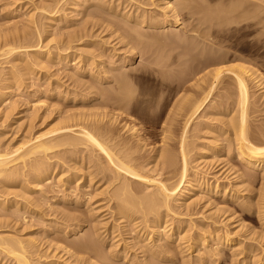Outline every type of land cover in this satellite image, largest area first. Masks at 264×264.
Returning <instances> with one entry per match:
<instances>
[{
  "label": "rangeland",
  "instance_id": "obj_1",
  "mask_svg": "<svg viewBox=\"0 0 264 264\" xmlns=\"http://www.w3.org/2000/svg\"><path fill=\"white\" fill-rule=\"evenodd\" d=\"M41 1H43V2H41ZM45 1H46V3L48 2L47 0H0V43H1V46L3 44V41H1V40H4L5 38L7 39V38H9V35L12 36V34H14V32H12V31L14 30L13 26H15V24H17L15 26L17 28L22 27L23 24L26 26V24L28 22L25 20L27 18L23 14L25 12H28V14H29L31 8L33 9L35 6L46 4ZM88 1L89 0H84V1L83 0H61V4H62L61 8L66 10L65 11L66 12L65 17L67 16L65 18L66 21H63L64 20L63 19L62 20L63 22L61 21V23H59L60 21L56 20L59 24L56 22V24H54L55 26L52 25L53 27L52 26L48 27V19L46 16L49 14L47 12H44L40 15L36 14V17L37 16L40 17L39 20L41 19V22L43 21L41 24L43 26H41V27L45 30V31L43 30V34H40V39H41L42 43L38 46L37 45L35 46V44L33 45V43H35L33 41H35L37 39V38H35V34H33V35L28 34L30 37H28V39H26L27 38V37H25L26 34L20 33V31L22 29L26 33L29 30L31 31L30 27L26 26L25 29H24V27L22 29L21 28L18 29L19 36H21L23 34L25 35V36L24 35L22 36L23 39H22V37H20V39L17 40V45L21 44V47L19 49H17L16 51H14V53H13L14 55L12 54V55L4 57V58L0 57V86L4 83H7L6 81H7L8 76H9L7 74L9 73V71L13 70L14 68L17 69V72L21 73V74H25L29 70L30 71L34 70L32 72L34 74L36 73L35 75H33V74L28 75L27 74V76H30L31 78L27 79V81H25V83L21 87L17 88L11 95L12 98L14 97L13 100L16 101L15 112H17V111L23 112L24 116L22 118H18V119L8 117L7 119L2 120L3 117L0 115V134H1L0 135V142L1 143L4 142V144L7 147H9V146L12 147L14 145L16 146L19 143L18 141H21L25 138L29 139V138L35 137L34 135H36V134L41 135V132L43 134L44 132L47 131V129L49 130V128H47V127H51V126L55 125L54 123L57 122L58 117H60L61 115L64 116L68 112H69L68 114H71V113H74L76 115L78 114L79 119L82 117L84 120V117H85L84 121H86L87 125L89 124V126H91L90 129L92 128L91 130L94 131L93 124L95 125V123L93 120L94 119L93 113L95 116V114L97 113L96 111L100 110V114L102 112V115L100 117L102 118V122H103V123H99L100 126L103 124L102 127L104 125H105V127H107L106 125H108V127L110 129H112V127H113V129H112L113 134H115V136L117 134L116 140H118L119 142H121V140L125 141V142H127L126 145L128 146L129 149L137 150L135 152H138V153L134 154V155H136L135 157L137 158L136 161H140L142 164L143 163L148 164L147 168H149V167L153 168V166L160 161L159 159H161V158H159L160 156L158 154L161 152V149H163L164 147L169 146L168 149H173L174 153H175V151L177 153V140H179L178 137L180 138L181 133H182V127H183L182 123H183V119H184L182 116L180 117V115L175 114L176 117L173 116V120L175 118L176 119L174 121L172 120L170 124L164 122V117L166 116L165 117L166 119L170 118V116L172 117L173 114H171L170 112L173 111L174 104H176V101L178 102L180 98L182 99V97L184 98L185 95H188L193 100V98L196 96L193 93H191L192 91L190 93H189V91H187V92H185V91L183 92L182 90L178 91L176 88H178L179 85L177 84V80H176L174 75H171L169 72H167V73L162 72V75H164V77H163V80H161L158 77L157 71L154 70L153 74L151 76H141V77L140 76L137 77L134 75L132 76V85L134 83V86H132V87H135V90H136L135 94L138 96V98L136 100H134V102H132V106H131V109L129 111L130 113L128 112V114H126V115L122 114L120 116V115H118V113H120L119 111H121V110L116 111L117 109L112 110V108L110 106L109 107H108V105L105 106L103 103L106 100H108L112 95V93L107 92V91H110V90H112L111 92L114 91L111 88L113 83L112 84L109 83L112 80L111 79L112 77H110V76H112L113 74H114L113 76L119 74V70L116 68V66L117 65L121 66V64H122L123 67L125 66L129 69L131 67H138L144 63H147L146 62L147 56L141 54L139 52V50L137 49V47L134 48V51L132 53V51H130L131 49L129 48L130 45L127 44V46H126L125 40L121 39L120 37L118 38V35H119L118 33L117 34H116V32L112 33L111 31H109V29L107 30V28H105V27H99V28L91 27L89 25V23H90L89 20L94 19V18H92L91 16L89 17L88 14L92 11L99 10V8H97V6L95 4H92L94 7L92 6V7H89V9H86L85 7H83L84 6L83 4H85V2H88ZM96 1L97 0H95V3H96ZM125 1L126 0H123V1L122 0H111V1L105 0V2H107L109 6H111V5L116 6V5H118V3L121 4L122 8L124 6H126L127 8L124 7L125 9L119 8L122 10L121 12L125 11L124 13H126V12L128 13V11H129V13H130V11H131V12L136 13L137 15L139 14V12L141 13V11H140L141 9L146 10L147 12L148 11L150 12L153 9L154 10L153 13L158 12V8H156L157 7L156 4L162 2L160 0L159 1L158 0H155V1L154 0H152V1H150V0H139V1L127 0L128 2L127 1L125 2ZM140 1L142 2V4ZM144 1H146V2L143 3ZM70 2L71 3L75 2V4H72V5L75 6L76 10H73L74 12H72V13H71L72 10L69 11L70 10L69 7L71 5ZM138 2H140V3H138ZM148 2H150L151 4H152V2H154V6H156V7H154L153 4L152 5L150 4L151 5L150 6ZM64 3H65V5H64ZM212 3H214V2H212ZM138 4H140V5H138ZM136 5H138L137 7H139V6L140 7L137 8ZM132 7L134 9L137 8V11L136 12L133 11L134 9ZM94 8H95V10H94ZM37 11L38 10H36V12ZM68 11H69V13H68ZM86 11H87V13H86ZM36 12L34 11V13H36ZM77 13H78V15H77ZM44 14H46V15H44ZM86 14L88 16H86ZM181 17L183 19V20L181 19L183 26L185 25L187 28H189L188 23L189 24L194 23V22H191V20L189 18H187L185 16L183 17V15ZM42 19H44V20H42ZM188 20L190 22H188ZM86 21L89 23H87ZM13 22H14V24H13ZM23 22H25V23H23ZM43 23L46 24L47 26H44ZM84 23H85L84 26H85L86 31H85L84 26H83ZM62 26H64L65 28ZM45 27L47 28V30ZM77 27H78V29H77ZM81 27H83L85 32L88 31V33H87L88 36L87 35L85 36L84 34H83V36L81 35L82 33H84L83 31L82 32L80 31V29L83 30ZM53 28H55L56 30L55 29L53 30ZM61 28H63V30L65 31L64 32L61 30L62 33H64V34H59V32H57L58 31L57 29H59V31H60ZM49 29H50V32H49ZM18 31L16 30V32H18ZM23 31H21V32H23ZM46 31H48L49 33L52 32V34H49ZM70 31H72L71 32L72 34H70ZM54 32L58 33V34H55ZM78 32L80 34H78ZM66 33H68V34H66ZM80 35H81V38H80ZM232 35L233 34H231V35L229 34V36L231 37V40H235L237 42L236 43L237 48L239 49L238 52L243 54L244 56L246 55L245 58H248V59H246L245 64L247 66H249L250 68H252L254 71L256 70L255 73H258V74H256L257 78L259 79L261 77L262 82H263L264 78H262V77L264 76V57H263L264 51H263L262 44H261L262 40H263V38H262L263 35L262 34H260V35L259 34H237V36L235 34H234L235 36L234 35L232 36ZM236 37H237V39H235ZM253 37H255V38H253ZM33 38H34V40H33ZM256 38L261 42H258V40ZM12 40H14V42L16 43L15 38H13ZM19 40H20V42H18ZM27 40H29L27 42L28 44L26 43ZM30 40H31V42H30ZM119 40H121V41H119ZM255 41L257 42L256 45L254 43ZM45 43L47 44L46 45L47 47L45 46ZM228 43H230V42L228 41L226 44H228ZM251 43H254V44L251 45ZM64 44H66V45H64ZM68 44L70 46V49H67V51H65L64 47L67 46ZM22 45H24V46H22ZM56 45H57V47H56ZM61 45H64V46L59 47ZM241 45L244 48H242ZM227 47L228 46H225V44H224L223 49L225 48V50L226 49L228 50L229 47L228 48ZM34 48H35V50H40V52L41 51H43V52L37 54L33 51ZM258 48H260V50ZM55 49L59 50V52L56 51ZM250 49H254L256 53H254V55L249 54L248 52ZM136 50H138V51H136ZM70 51L72 52V55H70L71 57L69 56V61H64V62L58 61L59 60L57 58L58 53H66V52L70 53ZM85 52L86 53L88 52L87 54H89V55H87ZM193 52L195 53V50ZM18 53H23L22 55L25 58L21 57L22 55L21 54L19 55ZM46 53H48L50 55L49 58L46 55ZM51 53H53L52 54L53 56L51 55ZM172 53L174 54V52H172ZM33 54H37L38 56L33 55ZM173 54H172L171 58L175 57V54H174V56H173ZM12 56H13V58H12ZM16 56L18 58H16ZM33 56L34 57L36 56V58H37V59L35 58L36 64H35V62L34 63L32 62V59H33V61H35ZM244 56H242V57H244ZM87 57H89V58L87 59ZM9 58H11V59H9ZM171 58L169 57L170 60L168 59L169 62L167 60V62H166L167 66H165L167 68L169 67L170 69L175 68L177 65L178 66L176 67V69L183 68V66H185L188 62H192V60H189V61L187 60V62L186 61L182 62V63H186V64L183 65L182 63H180L182 66V67H180L179 66L180 64H177V61L174 60L175 58H172V60H171ZM12 59H13V61H12L13 63L10 61ZM251 59L253 62L251 61ZM7 60L9 63L6 62ZM16 60H20L21 64H20V62H19V64H17L18 61H16ZM22 60L24 61V63L27 62V64L24 65ZM29 60H31L30 62L32 65L29 64L30 63ZM37 60H38V62L40 61L41 65H39V63L37 65ZM77 60L79 62L78 65L76 64ZM248 60H249V62H248ZM92 61H93V64H92ZM164 61H166V59ZM170 62H172V63H170ZM173 62L174 63L176 62V64H177V65L175 64V67L173 66ZM11 64H13V65H11ZM75 64L77 66H75ZM169 64H172V65H169ZM189 64H191V63H189ZM192 64H194V63H192ZM14 65H16V67H14ZM27 65H28V68H27ZM34 65H35V67H34ZM111 65L113 66V68H111ZM106 66L107 67L109 66V67L107 68ZM165 67H162V69H160V71L165 70L164 72H166V71L172 72V71L176 70V69L170 70L169 68L164 69ZM209 68L210 69H207V71L211 70L213 67H209ZM21 69H22V71H21ZM76 69H77V71H76L77 73L74 71ZM105 69H109L110 71L109 70H107V71L110 72V74L108 73V75H107V71ZM92 73H93V75H92ZM168 75H170L171 77ZM108 77H110L107 80L109 82H106V79ZM167 77H169V78H167ZM224 77H223V79H221V83H222L221 85L222 86H217V88H215L211 92L210 96L206 99V101L203 102V104H202L203 106H201L202 108H200V110L194 115V117H193L194 119H192L190 122L191 125L189 124L188 129L186 130V134H185L186 139L185 140L188 143L187 148H189L188 149L189 153H187L189 156V157L187 156L188 164H189V166H188L189 171L191 170V172H192V170L195 169L197 171L199 170L200 172H202L203 175L204 174H206V175H204L205 177H201V179L198 180V183H197V181H195L197 185H195V186L190 185L191 187H189L188 190L190 191L191 194H185L184 196H181L180 205H179V207H176L178 209L175 208V210H177V212L175 211L177 213V215L174 214L173 216H174V218H176L180 221H188V219L190 218L189 220L192 221V222H190L191 225L193 223L196 224L197 222L198 223L199 222H208L209 223V222H211V220L215 219L214 221H217L218 226L221 225L220 227L223 228L222 230L226 231L225 229H229V230H227V232L228 231H229V233L231 232V236L234 234V236H233V238L235 239L234 243H238L237 245H239V243L242 241L240 243L241 245H239V248H241V249H242V247L243 248L244 247L249 248L251 246H252L251 248H253L255 246L254 253H253V251H250L245 256H246V258L250 257V259H252V258L258 259L259 258V260H257V262H255V259H254V261L252 259L251 262L249 261L247 264H264V232H263L264 228H263V226H261L262 221H261L260 214H258V212L260 210L259 209L260 208L259 202L261 201V198L264 197V189H263L264 177H262L264 175L263 174L264 168L247 167L246 165L244 166L243 162L236 160V158H234L232 153H230V152L228 153L225 151L227 149V146H229L228 143H230V144L232 143L233 145L235 143V141L232 139L233 137L230 135L231 133L229 132L230 127L226 123L229 120L232 121V119H233L232 116H235L233 119V120H235V118L237 117L236 112L238 109L236 110V108L238 105L235 104V101L237 100V98H236L237 95L235 94V93H237V89L235 88V85L233 84L230 77H227V75H225ZM166 78L167 79L171 78V79L166 80ZM209 79L210 78H208V79L206 78L205 83H200L201 84V85H199L200 88L203 85H205L207 82L209 84L211 82V79H210V82H209ZM104 80H105V82H104ZM171 81H172V83H171ZM194 82H195V80L194 81L191 80V81H188V84H185V85H189V83H190V86L193 85L194 88L197 89L198 86L195 85L196 83L192 84ZM228 82H230V83H228ZM165 83H168V84L170 83V86L168 84L166 86ZM178 83H180V82H178ZM57 84L59 87L57 86ZM231 84L234 86H232ZM253 84H255V83L254 82L250 83V86H251L250 91H251V93L253 92L251 97H253V98L250 97L249 102L251 103L253 101V103L254 102H256V103L253 106H251V107H253L252 109L250 107L251 110L249 112L248 119H247L248 122H250V123L247 122V125L249 126L250 131H252V133H250V134H252V136L256 135L259 132H262V133L264 132V130H262V129H264L263 128L264 127V108H263L264 107V87H263V89H261V88H258V86L253 85ZM174 86H177V87H174ZM193 86H192V88H193ZM221 87H223V88H221ZM176 90L178 91V93ZM233 90H235V92ZM102 92H104L105 94L108 93L110 95L107 96L108 94L105 95ZM114 92L116 93V90ZM114 92H113V94H114ZM15 93H16V95H15ZM138 93H139V95H138ZM183 93H185V94H183ZM218 95H220V96H218ZM223 95H225V96H223ZM82 96L88 97L87 102H82V98H83ZM232 96H234V97H232ZM251 99H253V100H251ZM192 100L190 99V102ZM223 102H225V103H223ZM163 103H164V105H163ZM191 103H194V100ZM217 103H219L218 104L219 107H218ZM213 104H214V106H213ZM100 105H101V108H100ZM234 105L236 107H234ZM255 105H257V106H255ZM255 107H256V109H255ZM1 108H3V104L0 105V110H2ZM170 108H171V110H170ZM232 109H234V110H232ZM254 109H255V111H254ZM230 110L232 111V113L230 112ZM62 111L64 112V114ZM49 112H50V114H49ZM32 113L34 115V118L31 115ZM167 113L169 114V116L166 115ZM44 114H46V115H44ZM47 115H48V117H47ZM58 115H60V116H58ZM76 115H75V117L77 118ZM67 118H69V117H67ZM82 118L78 122H81ZM42 119H44V121H42ZM90 119H91V121H90ZM72 122H74V120H72L71 123ZM162 122L167 124V125H165L163 127ZM222 122H223V125H222ZM74 123H72V124H74ZM28 124H29V127H31V129L28 128L29 130L27 129ZM198 124H200V125H198ZM132 126L134 127V129H131L132 130V132H131L130 128H133ZM74 127H72V129H78L76 126H74ZM253 127H254V129H253ZM45 128H47V129H45ZM161 129L164 132H166V133H164V135L161 132ZM166 129L168 131H165ZM251 129H253V130H251ZM117 132H119V133H117ZM167 132L169 133V135L167 134ZM213 132L215 134H217V136L219 138L217 136H215V134ZM174 133H175V135H174ZM227 135H229V136H227ZM167 136H168V139H163L165 137L167 138ZM213 136H215V137H213ZM224 136H226V138ZM123 138H125V139H123ZM228 140H229V142H228ZM164 143L166 145H164ZM226 143H227V145H226ZM64 146H62V147L59 146L58 148L55 147L53 149V152L51 151L52 152L51 160L49 162L53 163V165L55 167V172H54L53 176L51 177V179H49V181H43L41 184L42 190L44 189L43 191L44 192L46 191L45 193L42 190L39 193L38 191H29L27 188L26 189L22 188L20 182H18V181H7V182H4L3 186H2V183L0 182V187L1 186L4 188L6 186L8 187L6 189H3L2 187L0 188V193L2 192L1 198L4 199V197H5V199H8V200L10 198V201H12L14 198H17V199L16 200L14 199L13 201L18 200V206L14 203L7 204L8 207L7 206L2 207V205L0 206V232L13 234L14 236L20 237L23 239V240L22 239L21 240L24 243H25L24 240H26V238H27V240H26L27 244H33L34 246H36V247H33L35 250V254H36V256H35V254L33 255L34 257H37V255L45 254V255H48V258L51 256L49 258L50 260H53V259H55V260L57 259V260H61V261L64 260L63 261L64 264H71V261H73L74 258L71 256V253H74L75 256L84 258V259H82L83 261L80 259V262L79 261L74 262L75 264H82V263L85 264L84 260L88 259L87 254H82V253L78 252L77 248L79 246H81V244L83 242L89 243L91 241L95 242V243L93 242L94 245L97 243V245H95V246L93 245L94 248L96 246H99V247H96L97 249H100V247H102V249H100V251H103L104 254H107V255H105L106 260H107L106 256H108V258H110L111 261L112 260L115 261L114 263H112L113 261L112 262L108 261V264H110L109 262H111L112 264H130V262H131V264H159V263L160 264L161 263L162 264H188L189 262L187 260H189L191 264H194L195 262H196L195 264H197V262L200 261L198 258H194V255L196 253H194L193 251L183 250L184 253H180V254L177 252L175 253V251H180L179 250L180 248L178 249V247L176 245V240H174V239H176V236L178 233H181L180 235H182V232L184 231L183 228H179V230L177 229L176 234L173 235V238L171 237L168 240L162 239L161 241L160 240L158 241L157 234L160 235V234L164 233V232H162V231H164L163 228H165L167 225L164 222L158 223L159 228L158 229L155 228V231L153 230L154 232H152L150 234L151 237L149 239H148V236H150L149 233L151 231V228H150L151 226L149 228L142 229L141 233H140V231H138L136 229H135L136 230L135 231L134 228L132 229L133 225H131V224L133 222L126 221V219L124 217L117 214V208L113 207L114 205L112 204L113 201L108 202L109 203L108 204L106 202L107 194H106V196L103 195L104 193L102 194V192L106 190V188H103V187H105V185L107 186V182L104 183V180L101 179L102 174H98L95 171L96 169H95L94 165H95V159H97V157H96L97 154L95 155V153H93L90 155V153H89L90 150H86L87 148H85L83 146H79L78 148H76V150H74V149L69 150L70 147L66 146L68 148L67 149ZM225 146H226V148H225ZM77 149H79V150H77ZM72 151H76V152H73V155H72ZM176 153L173 155V159L175 160V162H177L176 165L179 168H177V166H176V169L178 171L174 170L173 173H175L178 177L177 173L179 172V169L181 167V162L179 163L180 164L179 165L178 164L179 155L177 154L178 155L177 156ZM226 153H228V154H226ZM58 154H59V156H58ZM87 156L90 158H88ZM93 156H95V157H93ZM153 156L157 158L156 161H155V158ZM207 157H208V159H206ZM223 157H228V158H223ZM59 159H61V160H59ZM62 159L64 161H62ZM67 160H68V162H67ZM88 160H90V161H88ZM101 161L105 162L104 157L101 158ZM237 162H239V163L237 164ZM229 163H231V164H229ZM232 165L235 166V168L234 167L232 168ZM221 168H222V170H220ZM242 168L244 171L242 170ZM251 169L253 170V173L256 176V178H255V176H253L254 177L253 178V177L246 175V173H247L246 170L251 172ZM202 173H200V174L202 175ZM243 173H244V175H243ZM76 174H77V176H76ZM170 174L171 173H169V176H170ZM175 174H171V175L173 176ZM231 174H233V175H231ZM165 175L168 176V173H166ZM165 175H163V177H167ZM245 175L248 177H246ZM90 176H92L93 182L91 183V185L90 184L88 185V180L91 178ZM60 177H61V179H63V181L61 180V182H59V184H57L58 183L57 179ZM175 177L176 176H174V178ZM214 177H216L215 179H218L221 183L226 184V187H224V189L219 188L217 192H214V183H216V180H214ZM25 178L28 179V177H25ZM78 178H79V180H78ZM87 178H89V179H87ZM250 178H252V179H250ZM22 179H24V178H22ZM129 180L134 181L132 178L131 179L129 178ZM174 180H176V179H174ZM174 180L172 179L171 181H174ZM76 181H78V182H76ZM132 181H131V183H133L132 186L135 185L134 187L139 189L140 185H138L137 182H135V181L132 182ZM201 182H203V183H201ZM53 183H55V184H53ZM203 184H205V185H203ZM237 185H239V186H237ZM13 187L16 188V190H18L17 188H19L18 191L21 190L22 193L21 192L19 193L18 191L13 189ZM110 187H112V186H110ZM54 189H55V191H54ZM4 190H7V192ZM47 190L50 193H47L48 192ZM99 190H103V191H99ZM8 191H9V193L11 192V194H9ZM97 191L101 192V193H96ZM260 191L263 193L261 194ZM4 192H5V194H3ZM12 192H16V194L12 193ZM17 192H18V194H17ZM42 194L45 196H43ZM26 195H29V197L33 195L32 199H34L35 208L33 205H32L33 207L31 206V204L33 202V201L31 202V200H32L31 197L28 199V197ZM101 195H103V196H101ZM252 195H254V196H252ZM255 195H256V197H255ZM24 196L26 197L27 202L25 201ZM103 197H104V199H103ZM40 198H42V200H39ZM192 198L194 199V202H193ZM196 198H197V201L195 200ZM259 198H260V200H259ZM20 200H22L23 202L25 201L23 204L26 203V205H27L29 202L31 204L29 203L30 205L28 204V206H26V207H25V205L22 206V202ZM188 201H189V206H186L188 204ZM37 202H39V203H37ZM99 202L102 204H98ZM192 202L194 204H192ZM248 203H249V205L252 204L254 207L252 205L249 206ZM13 204L16 205L17 207L14 206ZM104 204L106 205L105 207H103ZM108 205H111V207H109ZM182 205H184V206H182ZM187 207H189L187 209L188 211H186V209H185ZM190 207L193 211H191ZM16 208H18L17 212L15 210ZM101 208H103L105 210H103ZM114 208H116V209H114ZM189 209H190V211H189ZM214 209H216V210H214ZM211 210H212V212H211ZM22 212H23V214L21 215ZM184 212H186V214ZM12 213H13V215H12ZM188 213L192 216H190ZM171 214H173V213H171ZM171 214L169 216H171ZM183 214H185V215H183ZM23 215H24V217H23ZM118 215L122 218H120ZM203 215H205L204 220L202 219ZM13 216H15L16 218H14ZM180 216H182V217H180ZM184 216H186V217H184ZM20 217H23V218H20ZM167 218H169V217H167ZM4 219H5V222H4ZM216 219H218V220H216ZM205 220H207V221H205ZM218 221H219V223H218ZM94 225L98 226L96 228H98L99 230L96 229ZM160 226H161V228H160ZM238 226L240 228H238ZM113 228H114V230H113ZM129 228H131L132 230ZM175 228L176 227L174 226V230H175ZM70 229H71V232H70ZM171 229H173V224L171 225ZM94 230H98V232L94 231ZM236 230H238V231H236ZM93 231H94V233H92ZM156 232H158V233H156ZM247 232H248V234H247ZM95 233H96V235H98V238H94ZM239 234H241V235H239ZM138 236H142L144 238H142V237L138 238ZM245 236H247V238H245ZM29 237H30V239L33 238L30 240L31 242L29 241ZM91 237H93V238H91ZM240 237H242V239ZM248 237H249V239H248ZM84 239H85V241H84ZM86 239L87 240L90 239V240L86 241ZM79 240H80V242H79ZM254 241H256V242H254ZM32 242H34L35 244ZM65 243H68V244H65ZM152 243H153V248H152L153 251H157V250L163 251L164 245H168L167 247H169V248H167L168 250L166 251V253L169 252V254L166 255V253H163V252H161V254H162V256L170 257V255L172 253H175V257H174V254H172L170 257V258H173V260L170 258H169L170 259L169 260L166 257H161V256L158 257L161 260L157 259V258L153 259L155 257H153V256L151 257V255H150L152 251H150L148 249L149 253H147V248L144 249L145 250V253H144L143 248H145L147 246V244H149L147 246V247H149L150 245H152ZM249 243H250V245H249ZM37 244H38V246H37ZM77 244L78 245L80 244V245L78 246ZM159 245H160V247H159ZM66 246L68 247L69 250H67ZM70 246H71V248H70ZM154 246H155V249H154ZM172 246L173 247L175 246V247L173 248ZM64 249L67 250L66 251L67 253L65 252ZM173 250H174V252H173ZM231 250L232 249H230L228 247L223 248V251L226 253H229V254H231L230 253ZM75 252L76 253L78 252V253L76 254ZM109 252H111L112 254ZM190 252H192V256H191ZM49 254H50V256H49ZM182 254H184L185 256L183 257ZM186 254L188 257L186 256ZM249 255H251V256H249ZM190 256L193 258V260ZM34 257H32V259H34ZM146 257H147V259H146ZM46 258H41V260H47ZM151 258L153 260H151ZM149 259H150V261L148 263ZM183 259L185 261H187V263H183V262L181 263V260H183ZM196 259H198V260L196 261ZM243 259H245L243 256H242V258L238 257L237 258L238 263L240 260V264H241ZM5 260L6 259H4V261ZM35 260L33 263L36 264ZM128 260L130 262H128ZM163 260H164V262H163ZM4 261L0 262V264H4L3 263ZM89 261H91L92 263H95L94 260H89ZM244 261L242 263H244ZM202 262H203V264H204V262H206L205 264H216L214 261L210 262V259H208V260L204 259V260H202ZM225 262L226 261H224V258H223L222 263L219 262L217 264H226ZM238 263H236V264H238ZM6 264H8V262Z\"/></svg>",
  "mask_w": 264,
  "mask_h": 264
},
{
  "label": "bare ground",
  "instance_id": "obj_2",
  "mask_svg": "<svg viewBox=\"0 0 264 264\" xmlns=\"http://www.w3.org/2000/svg\"><path fill=\"white\" fill-rule=\"evenodd\" d=\"M47 1H48L47 3L45 1L46 4H43V5H39L38 4L39 6H35L33 9L31 8L29 14H28V12H25L23 14L27 18L25 20L30 24L29 25L27 23L26 26H29L31 31L29 30L26 33L22 29L23 27H24V29L26 27L24 24H23L22 27H19V28L15 27L17 25V24H15V26H13L14 30L12 31V32H14V34H12V36L9 35V38H7V39L5 38L4 40H1V41H3V44L1 46V43H0V57L4 58V57H7V56H10V55H12L14 53V51L19 49L21 47V44L17 45V40L20 39V37H22L24 34H26V36L24 35L25 37H27L26 39H28V37H30L29 36L30 34H32V35L35 34V38H37V39L35 41H33V42H35V43H33V45L35 44V46L36 45L38 46V45H40L42 43V41L40 39V34H43V30H44L41 27V26H43V25H41L43 21L41 22V19L39 20L40 17H38V16L36 17V14L40 15V14H42L44 12H47L49 14V15L46 16L47 19H48V27L56 24L57 21H60L59 23H61V21L63 19H64L63 21H66L65 20V18L67 17V16L65 17V15H66L65 11L66 10L61 8V5H62L61 4V0H47ZM137 1H139V0H137ZM150 1H152V0H150ZM160 1H162V2L156 4L157 7L154 6V2H152L153 6L158 8V12H154L153 13V11H154L153 9L150 12L149 11L147 12L146 10L141 9L140 10L141 13L139 12L138 15L136 13H134V12H131V11H130V13H129V11H128V13L127 12L124 13L125 12L124 10H123L124 12H121L122 10L119 9V8H122L121 4L118 3V5H116V6H113V5L109 6L108 3L105 2V0L104 1L103 0L102 1L101 0H97L96 3H95V0H89L88 2H85V4H83L84 5L83 7H85L86 9H89V7L93 6L92 4H95L97 6V8H99V10L92 11V12H90L88 14L89 17L91 16L92 18H94V19H90L91 21L89 20L90 23L87 22L88 20L86 21L87 23H89V25L91 27H93V28L94 27H97V28L105 27V28H107V30L109 29V31H111L112 33L113 32H116V34L118 33L119 34L118 38L120 37L121 39L125 40L126 46H127V44L130 45L129 48L131 49L130 51H132V53L134 51V48L137 47V49L139 50V52L141 54L147 56V59H146L147 63H144V64L141 63L142 65H140L138 67H131L129 69V68L125 67V66H124L125 67L124 68L122 66V64H121V66L117 65L118 67L116 66V68L119 70V74H117L115 76H113L114 75L113 74L112 76H110V77H112L111 78L112 79L111 82L107 81L110 77H108L107 79L105 78L106 82H109L111 84L113 83L111 88L114 91L116 90V93L113 91L114 94H113V92H111L112 91V90H110L111 88L109 89L110 91H107V92L112 93V95H111V97L108 100H106L103 103L105 106H107V105H108V107L110 106L112 108V110H114V109H117L116 111L121 110V111H119L120 113H118V115H120V116L122 114H125V115L128 114V112L131 109L132 102H134V100H136L138 98V96L135 94V91H136L135 87H132V86H134V83L132 85V76L133 75L137 76V77L138 76H140V77L141 76H151L153 74L154 70L157 71L158 77L161 80H163V77H164V75H162V72L163 73L169 72L171 75H174L176 80H177V84L179 85V87L176 88L178 91H180V90H182L183 92L184 91L185 92L189 91V93L192 91L191 93H193L196 96V97H194L195 99L193 98L194 103H191V102H193V100L188 95H185V97L184 98L182 97V99L180 98L179 101L178 102L176 101V104H174L173 111L170 112L171 114H173L172 117L170 116V118H168V119L165 118L166 116L164 117V122L168 123V124L171 123V121L173 120V116H175V114L176 115H180V117L182 116L184 118L183 119V123H182L183 124L182 125L183 126L182 127V133H181L180 138L178 137L179 140H177V153L175 151L176 155L177 154L179 155L178 164L181 162V167L179 169V172L178 173L176 172L178 174V177H177V175L175 173H173L174 170L178 171L176 169V166H177L176 163L177 162H175V160L173 159V155L175 154L173 149H168L169 146L164 147L163 149H161V152L158 154L160 156L159 158H161V159H159L160 161L158 163H156L153 166V168H150V167L147 168L148 164H144V163L142 164L140 161H136L137 158L135 157L136 155H134V154L138 153V152H135L137 150L129 149L128 146L126 145L127 142H125V141L121 140V142H119L118 140H116L117 134H116V136H115V134H113V131H112L113 127H112V129H110L108 127V125H106L107 127H105V125L102 127L103 124L100 126L99 123H103V122H102V118L100 117L102 115V112L100 114V110H99V111H96L97 113L95 114V116H94V113H93V117H94L93 120H94V123H95V125L93 124L94 131L91 130L92 129V128L90 129L91 126H89V124L87 125L86 121H84L85 117H84V120L81 117L82 121H83V122L81 121L82 122L81 123V122H78L79 120H81V118L80 119L78 118V114L77 115L74 114V113L68 114L69 113L68 112L64 116L61 115L62 117L60 115H58L60 117H58L57 118V122L54 123L55 125L56 124L57 125L56 126L53 125L54 127L51 126L52 128L51 127H47V128H49L50 131L47 128H45L48 131V132L47 131L44 132L45 134L44 133L42 134V132H41V135H39V134L37 135L36 134V135H34L35 137L31 136L32 138H29V139L25 138V139H23L21 141H18L19 143L16 146L14 145L12 147H10V146L7 147L4 144V142L3 143L0 142V182L2 183V186H3L4 182H7V181H18V182H20L22 188H25V189L27 188L29 191H38L40 193V191L42 190V188H41L42 182L43 181H49V179H51V177L53 176V174L55 172V167H54L53 163L49 162L51 160V154L53 152V149L55 147L58 148L59 146L62 147V146L65 145L64 146L65 148L70 147L69 150H72V149L76 150V148H78L79 146H83V147L87 148L86 150H90V152H89L90 155L93 154V153H95V155L97 154L96 157H97L98 160L95 159V165H94L96 170L94 168L93 169L96 171V173L102 174V178L101 179L104 180V183L107 182V186L104 184L105 187H103V188H106V190L104 189L105 191H103V190H99V191H103L102 194L104 193L103 195H105V196L107 194V196H106V202L107 203L110 202V201H113L112 204L114 205L113 207L117 208V214H119L122 217H124L126 219V221L133 222L131 224V225H133L132 229L134 228V230L136 229V230L140 231V233H141L142 229H146V228H149L151 226L150 227L151 231L149 233V235H150L152 232L155 231V228L156 229L159 228V225H158L159 222H164L167 225H166L165 228H163L164 231H162V232H164V233H162L160 235L157 234L158 241L159 240L161 241L162 239L168 240L171 237L173 238V235L176 234V231H177V229L179 230V228H183V230H184L182 232V235H180L181 233H178L177 236H176V239H174V240H176V245H177L178 249L180 248L179 249L180 251H175V253L176 252L179 253V254L180 253H184L183 250L193 251L194 253H196L194 255V258H198L200 260V261L197 262V264H203L202 260H204V259L205 260L210 259V262L214 261L216 264L219 263V262L222 263V259L223 258H224V261H226L225 262L226 264L227 263L228 264H236V263H238L237 258L238 257L242 258V256L245 258V259H243V261L244 260L245 261H244V263H242L243 262L242 261L241 264H247L249 261L251 262V260L253 258L252 257H251L252 259H250V257L246 258L245 255H247V253L250 252V251H253V253H254L255 246L253 248H251L252 246L249 247V248H245V247L244 248L242 247V249L239 248V245H241L240 243L242 241L241 242L239 241L240 242L239 245H237L238 243H234V240H235L233 238L234 234L231 236V232L230 233H229V231L227 232V230H229V229H225L224 228L226 231L222 230L223 228L220 227L221 225L218 226L217 221H214L215 219L212 218L213 220H211V222H209V223L208 222H199V223L195 222L196 224L193 223L191 225L190 222H192V221L189 220L190 218L188 219V221H180V220L174 218L173 215L174 214L177 215V213H176L177 210H175V208L179 207L180 202H181V196H184L185 194H191L190 191L188 190V188L191 187L190 185H194V186L197 185L195 181H197V183H198V180L201 179V177H205L204 175H206V174L203 175V173L198 170L200 173H202V175H201L195 169L192 170V172H191V170L189 171V168H188L189 164H188V159H187V156H188L187 153H189L188 152L189 148H187L188 143L185 140L186 139L185 138L186 130L188 129V125L190 124L191 120L194 119L193 118L194 115L200 110V108H202L201 106H203L202 105L203 102L206 101V99L210 96L211 92L215 88H217V86H222L221 85L222 84L221 83V79H223V77L225 75H227V77H230V79L232 80L233 84L235 85V88L237 89V93H235L237 95L236 96L237 100L235 101V104L238 105L237 108H236V110L238 109L237 112H236L237 113V117L235 118V120H233L235 116H232L233 117L232 121L229 120L226 123L230 127L229 132L231 133L230 135L233 137L232 139L235 141V143H234V145L232 143H231L232 145L230 143H228L229 146H227V149L225 151L228 152V153L229 152L232 153V155L234 156V158H236V160H238L240 162H243L244 166L246 165L247 167H254V168L261 167V168H264V132L263 133L262 132H259V133L256 132L257 134L252 136V134H250V133H252V131H250L249 126L247 125V122H248L247 119H248L249 112L253 108L251 106H253L256 103V102L253 103V101L251 103L249 102L250 97H251V95L253 93V92L251 93V91H250V89H251L250 83L254 82L255 84H253V85H256V86H258V88L263 89L264 81L262 82L261 77L259 78L261 81L257 78L256 74H258V73H255L256 70L254 71L252 68H250L249 66H247L245 64L246 59H248V58H245L246 55L244 56L243 54L238 52L239 49L237 48V44H236L237 42L235 40H231V37L229 36V34L230 35L231 34H233V35L235 34L236 36H237V34H259V35L262 34L263 35V37H262L263 40H262L261 44H262V48H263V51H264V0H160ZM41 2H43V1H41ZM140 2H138V3H140ZM145 2L146 1H144L143 3H145ZM212 2H214V3H212ZM148 3H149V5L151 4L150 2H148ZM72 4H75V2L71 3V5L69 7L70 8L69 11L72 10L71 13L74 12L73 10H76L75 6L72 5ZM141 4H142V2H141ZM64 5H65V3H64ZM138 5H140V4H138ZM138 5H136V7ZM124 7H126V6H124ZM139 7H137V8H139ZM137 8H135V9L133 8L134 9L133 11L136 12ZM36 10H38L39 12L38 11L36 12ZM94 10H95V8H94ZM34 11L36 13H34ZM69 11H68V13H69ZM86 13H87V11H86ZM44 15H46V14H44ZM77 15H78V13H77ZM88 15L86 14V16H88ZM182 15H183V17L185 16V17L189 18L191 20V22H194V23H191V24L188 23L189 28H187L185 25H184L185 27L183 26V23L181 21V19H182L181 16ZM42 20H44V19H42ZM188 22H190V21L188 20ZM23 23H25V22H23ZM13 24H14V22H13ZM84 25H85V23L83 24V26ZM44 26H47V25L44 24ZM62 27H64V26H62ZM78 27H77V29H78ZM20 28L22 29L21 31H23V32L20 31V33H24L21 36H19V31H18V29H20ZM81 28L83 29V27H81ZM54 29L55 28H53V30ZM84 29H85V26H84ZM84 29L83 30L80 29L81 32L82 31L84 32V33L81 34L82 36H83V34L86 36L87 33H88V31L85 32L86 29H85V31H84ZM16 30L18 32H16ZM46 30H47V28H46ZM57 30H58L57 32H59V34H64V33H62V31H64L63 28L60 29V31L62 30L61 32L59 31V29H57ZM46 32H48V31H46ZM49 32H50V29H49ZM71 32L72 31H70V34H72ZM79 32H78V34H80ZM49 34H52V32L49 33ZM55 34H58V33H55ZM66 34H68V33H66ZM81 35H80V38H81ZM13 38L16 39L15 40L16 43L14 42V40H12ZM253 38H255V37H253ZM22 39H23V37H22ZM235 39H237V37ZM33 40H34V38H33ZM28 41L29 40H27L26 43ZM119 41H121V40H119ZM228 41L230 43L226 44ZM18 42H20V40ZM30 42H31V40H30ZM258 42H261V41L258 40ZM254 43L256 45L257 42L255 41ZM254 43H251V45L254 44ZM224 44H225V46L229 47V48L227 47L228 50L227 49L225 50V48L223 49ZM46 45L47 44L45 43V46ZM64 45H66V44H64ZM64 45H61L59 47H62ZM22 46H24V45H22ZM56 47H57V45H56ZM241 47L244 48L242 45H241ZM64 48H65L64 49L65 51H67V49H70L69 44L67 46H65ZM258 49L260 50V48H258ZM138 50H136V51H138ZM194 50H195V53L193 52ZM33 51L35 53H37V54L43 52V51L40 52V50H35V48H34ZM56 51L59 52V50H56ZM172 52H174V54H175V57H172V58H175L174 60L177 61V64H180V63L185 62V61L187 62V60L188 61L192 60V62H188L187 63L188 65L186 63H182L183 65H185V64L186 65L183 66V68H179V69H176V67L178 65L176 64V62L175 63L173 62V66L175 67V64L177 66L175 68H171V69L172 70L176 69L177 71L176 70H174L172 72H170V71L164 72L165 70L164 71H162V70L160 71V69H162V67L167 66L166 62L169 59V57L171 58V56L173 54ZM248 53L251 54V55L252 54L254 55V53H256V52H255L254 49H250ZM18 54L22 55L23 53H18ZM37 54H33V55L38 56ZM52 54L53 53H51V55ZM174 54H173V56H174ZM46 55L49 58L50 55L48 53H46ZM70 55H72L71 51H70V53L69 52L58 53V55H57V58L59 59L58 61H62V62L69 61V56ZM87 55H89V54H87ZM36 56L35 57L33 56L35 61H33V59H32V62L33 63L35 62V64H36V59H37ZM242 56H244V57H242ZM21 57H24V56L22 55ZM12 58H13V56H12ZM16 58H18V57L16 56ZM88 58L89 57H87V59ZM172 58H171V60H172ZM9 59H11V58H9ZM165 59H166V61H164ZM169 60H168V62H169ZM249 60H248V62H249ZM10 61L12 62L13 59L10 60ZM16 61H18V63ZM16 61L15 62L17 64H19V62L21 64L20 60H16ZM30 61L31 60H29V62ZM40 61L38 62V60H37V65H38V63H39V65H41ZM251 61H252V59H251ZM6 62H8V60ZM170 63H172V62H170ZM189 63H191V64H189ZM192 63H194V64H192ZM23 64L25 65V64H27V62L24 63V61H23ZM29 64H31V62ZM76 64L77 65L79 64L78 60H77ZM76 64H75V66H77ZM92 64H93V61H92ZM11 65H13V64H11ZM169 65H172V64H169ZM179 66L182 67L181 64ZM14 67H16V65H14ZM34 67H35V65H34ZM209 67H213V68L211 70L207 71V69H210ZM27 68H28V65H27ZM111 68H113L112 65H111ZM168 68L165 67L164 69H168ZM109 69H105V70L107 71ZM21 71H22V69H21ZM32 71H34V70H32ZM32 71L29 70L25 74H21V73H18L17 69L14 68L13 70L9 71V73L7 72L8 74L6 73L7 75H9L8 79L6 81L7 83L2 84L3 83L2 82L1 83L2 85L0 86V105L3 104V108H4V109L1 108L2 110H0V115L3 117V119L1 118L2 120L7 119L8 117H12L14 119H18V118H22L24 116L23 112H20V111L19 112L18 111L15 112V108H16L15 103H16V101L13 100L14 97L12 98L11 95L17 88L21 87L25 83V81H27V79L31 78L30 76H27V74L28 75H31V74L35 75L36 74V73L34 74ZM74 71L76 72L77 69L74 70ZM108 73L110 74V72L107 71V75H108ZM92 75H93V73H92ZM168 76H170V75H168ZM167 78H169V77H167ZM167 78H166V80H170L171 79V78L170 79H167ZM206 78L207 79L210 78L211 82H210V79H209L210 83L208 84V82H207L206 83L207 85L205 84L206 86L203 85L200 88V86H199V85H201L200 83H205L206 82ZM262 78H264V76ZM191 80H193V81L195 80V82L192 83V84L196 83L195 85L198 86L197 89H195L193 85H192L193 88H192V86H190L191 82L189 83V85H185V84H188V81H191ZM104 82H105V80H104ZM178 82H180V83H178ZM171 83H172V81H171ZM228 83H230V82H228ZM165 84L167 86L168 83H165ZM168 85L170 86V83ZM234 85H232V86H234ZM57 86H58V84H57ZM174 87H177V86H174ZM221 88H223V87H221ZM235 90H233V91L235 92ZM178 91H177V93H178ZM102 93H104V92H102ZM107 94H105V95H107ZM183 94H185V93H183ZM15 95H16V93H15ZM109 95L110 94H108L107 96H109ZM138 95H139V93H138ZM218 96H220V95H218ZM223 96H225V95H223ZM232 97H234V96H232ZM251 98H253V97H251ZM190 99L192 100L191 102H190ZM87 100H88V97H86V96L82 98V102H87ZM251 100H253V99H251ZM223 103H225V102H223ZM218 104L219 103H217V105ZM163 105H164V103H163ZM213 106H214V104H213ZM255 106H257V105H255ZM218 107H219V105H218ZM234 107H236V106L234 105ZM250 107H251V109H250ZM100 108H101V105H100ZM255 109H256V107H255ZM255 109H254V111H255ZM170 110H171V108H170ZM232 110H234V109H232ZM230 112L232 113L231 110H230ZM49 114H50V112H49ZM63 114H64V112H63ZM31 115L34 118L33 113ZM44 115H46V114H44ZM75 115L77 116V118L75 117ZM166 115L169 116L168 113ZM47 117H48V115H47ZM67 117H69V118H67ZM58 120L59 121L61 120V121L59 122ZM72 120H74L75 123L72 122L74 124L71 123ZM42 121H44V119H42ZM90 121H91V119H90ZM165 123H163V127L165 125H167ZM248 123H250V122H248ZM198 125H200V124H198ZM222 125H223V122H222ZM74 126H76L78 129H72V127H74ZM28 128L31 129V127H29V124H28L27 129ZM131 129H134V127L130 128V130ZM167 129L165 131H168ZM253 129H254V127H253ZM253 129H251V130H253ZM262 130H264V129H262ZM131 132H132V130H131ZM161 132L163 133V135H164V133H166L162 129H161ZM117 133H119V132H117ZM167 134L169 135L168 132H167ZM174 135H175V133H174ZM215 136H217V134H215ZM215 136H213V137H215ZM227 136H229V135H227ZM224 137L226 138V136H224ZM123 139H125V138H123ZM163 139H168V136H167V138L165 137ZM228 142H229V140H228ZM165 143H164V145L167 144V143L166 144ZM226 145H227V143H226ZM225 148H226V146H225ZM77 150H79V149H77ZM73 152H76V151H72V155H73ZM228 153H226V154H228ZM58 156H59V154H58ZM93 157H95V156H93ZM102 157H104L105 162L101 161ZM88 158H90V157H88ZM154 158H155V161H156L157 158L156 157H154ZM223 158H228V157H223ZM206 159H208V157ZM59 160H61V159H59ZM62 161H64V160L62 159ZM88 161H90V160H88ZM67 162H68V160H67ZM238 163L239 162H237V164ZM229 164H231V163H229ZM233 167L235 168V166L232 165V168ZM177 168H179V167L177 166ZM220 170H222V168ZM242 170H243V168H242ZM106 172L107 173L109 172V173L107 174ZM246 172H247L246 175H248L250 177L255 176L252 169H251L252 173L247 171V170H246ZM166 173H168V176L165 175ZM169 173L175 174V175L172 176L170 174V176H169ZM163 175H165L167 177H163ZM231 175H233V174H231ZM243 175H244V173H243ZM76 176H77V174H76ZM174 176H176L177 178L176 177L174 178ZM248 176H246V177H248ZM25 177H28V179L25 178ZM90 177H91L90 179L87 178V179H89L88 180V185L89 184L91 185V183L93 182L92 181L93 180L92 176H90ZM262 177H264V175ZM22 178H24V179H22ZM129 178L130 179L132 178L135 182L138 183V185H140L139 189L134 187L135 185L132 186V184H133V183H131L132 180H129ZM215 178L216 177H214V180H216V183H214V192H217L219 188L224 189V187H226V184L221 183L218 179H215ZM255 178H256V176H255ZM172 179L173 180L176 179V180L171 181ZM250 179H252V178H250ZM61 180L63 181V179H61V177L58 178L57 179L58 183L57 182L56 183L59 184V182H61ZM78 180H79V178H78ZM134 181H132V182H134ZM76 182H78V181H76ZM201 183H203V182H201ZM53 184H55V183H53ZM205 184H203V185H205ZM110 186H112V187H110ZM237 186H239V185H237ZM2 188L6 189L8 187L6 186L5 188L4 187H2ZM13 189L16 190V188H14V187H13ZM17 189L19 190V188H17ZM263 189H264V187H263ZM18 190H16V191H18ZM4 191L7 192V190H4ZM54 191H55V189H54ZM18 192L22 193L21 190L18 191ZM18 192H17V194H18ZM1 193H0V206L2 205V207H6L7 204H10V203H14V204H16L18 206V200L17 201H13L14 199L16 200L17 198H14L12 201H10V198L8 200V199H5V197L3 196L4 199H2L1 198L2 197ZM8 193H9V191H8ZM12 193L16 194V192H12ZM47 193H50V192L48 191ZM96 193H101V192L97 191ZM260 193L262 194L263 192L260 191ZM3 194H5V192ZM9 194H11V192ZM103 195H101V196H103ZM26 196L28 197V199L30 197L32 199L33 195L30 196V197H29V195H26ZM43 196H45V195H43ZM252 196H254V195H252ZM104 197H103V199H104ZM255 197H256V195H255ZM24 198H25V201H26V197L25 196H24ZM260 198H259V200H260ZM39 200H42V198H40ZM192 200L194 202L193 198H192ZM195 200L197 201V198ZM20 201L22 202V206L25 205V207L28 206V204L30 203L29 202L26 205V203L23 204L25 201L24 202L22 200H20ZM31 202H32V204L30 203L31 206L32 205L34 206L35 205L34 204L35 203L34 199H32ZM193 202H192V204H194ZM37 203H39V202H37ZM98 204H102V203L99 202ZM105 204L103 205V207L106 206ZM259 204H260V208H259L260 210H259L258 214H260L262 222L260 220L259 221L262 223L261 226H263V228H264V197L261 198V201L259 202ZM16 205H14V206H16ZM248 205H249V203H248ZM251 205H249V206H251ZM108 206L111 207V205H108ZM182 206H184V205H182ZM186 206H189V201H188V204ZM18 208L15 209L16 212H17ZM34 208H35V206H34ZM116 208H114V209H116ZM188 208L189 207L185 208L186 211H188L187 210ZM101 209H103V208H101ZM176 209H178V208H176ZM190 209H191V207H190ZM190 209H189V211H190ZM103 210H105V209H103ZM214 210H216V209H214ZM191 211H193V210L191 209ZM211 212H212V210H211ZM171 213H173V214H171ZM184 213L186 214V212H184ZM22 214H23V212L21 213V215ZM170 214H171V216H169ZM185 214H183V215H185ZM12 215H13V213H12ZM190 216H192V215H190ZM204 216L205 215H203V218H202L203 220L205 218ZM13 217L16 218L15 216H13ZM23 217H24V215H23ZM23 217H20V218H23ZM122 217H120V218H122ZM167 217H169V218H167ZM180 217H182V216H180ZM184 217H186V216H184ZM216 220H218V219H216ZM205 221H207V220H205ZM219 221H218V223H219ZM4 222H5V219H4ZM172 224H173V229H171V225ZM174 226L176 227L175 230H174ZM96 227H98V226H95V228ZM160 228H161V226H160ZM238 228H240V227L238 226ZM96 229H98V228H96ZM129 229H131V228H129ZM98 230H94V231L98 232ZM113 230H114V228H113ZM94 231L92 233H94ZM236 231H238V230H236ZM70 232H71V229H70ZM96 233L94 235V238H98V235H96ZM156 233H158V232H156ZM247 234H248V232H247ZM12 235L13 234L0 232V262L4 261V259H6L3 262L4 264H6L7 262H8V264H35L33 262L36 259L35 260L36 264H64L63 263L64 260L63 261L57 260V259L56 260L55 259L50 260L49 259L51 257L50 254H49V256H50L49 258H48V255H45V254L37 255V257H34L33 255L35 254V250H34L33 247H36V246H34L33 244H27L26 243L27 238H26V240H24L25 241V243H24L22 241L23 240L22 238L14 236V235L12 236ZM239 235H241V234H239ZM142 236H138V238L142 237ZM150 237H151V235L148 236V239ZM91 238H93V237H91ZM142 238H144V237H142ZM240 238L242 239V237H240ZM245 238H247V236H245ZM31 239H33V238H31ZM31 239L29 237V241ZM248 239H249V237H248ZM89 240L86 239V241H89ZM84 241H85V239H84ZM79 242H80V240H79ZM93 242L92 241L89 242V243L88 242L87 243L83 242L81 244V246H79L80 244L79 245L77 244L79 246L77 248V251L82 253V254H87V258L88 259L84 260L85 264H108V261H111V259L108 258V256H106L107 257V260H106L105 255H107V254H104L103 251H100V249H102V247H100V249L96 248V247H99V246H96L94 248V246L97 245V243L94 245ZM254 242H256V241H254ZM32 243H34V242H32ZM65 244H68V243H65ZM148 245L149 244H147V246ZM160 245H159V247H160ZM249 245H250V243H249ZM37 246H38V244H37ZM147 246L145 248H143V250L147 248V253H149L148 252L149 250L152 251L150 255H151V257L152 256L155 257L153 259H156V258L160 259V258H158L159 256L166 257V256H162L161 252L166 253V251L168 250L167 248H169V247H167L168 245H164L163 251H160V250L153 251V249H152L153 248V243L149 247H147ZM226 247L232 249L231 252H230L231 254L226 253V252L223 251V248H226ZM70 248H71V246H70ZM154 249H155V246H154ZM67 250H69L68 247H67ZM67 250H65V252ZM173 252H174V250H173ZM109 253H111V252H109ZM144 253H145V250H144ZM175 253H172V254H174V257H175ZM190 253H191V256H192V252H190ZM167 254H169V252L166 253V255ZM171 255H170V257H171ZM182 255H183V257L185 256L184 254H182ZM35 256H36V254H35ZM71 256L74 258L73 261H71V264H75L74 262H76V261L80 262V259L81 260L84 259V258L75 256L74 253H71ZM186 256H187V254H186ZM249 256H251V255H249ZM32 257H34V259H32ZM170 257H166V258L169 259ZM41 258H46L47 260H41ZM146 259H147V257H146ZM153 259L151 258V260H153ZM170 259L173 260V258H170ZM198 259H196V261ZM254 259H255V262H257V260H259V258L258 259L254 258ZM254 259H253V261H254ZM89 260H94L95 263H92ZM192 260H193V258H192ZM149 261H150V259L148 260V263H149ZM187 261L189 262L188 264H191L189 260H187ZM187 261H185L183 259V260H181V263L182 262L183 263H187ZM111 262H109V263L112 264L115 261H113L112 263ZM128 262H130V261L128 260ZM163 262H164V260H163ZM205 263L206 262H204V264ZM130 264H131V262H130ZM238 264H240V260H239Z\"/></svg>",
  "mask_w": 264,
  "mask_h": 264
}]
</instances>
